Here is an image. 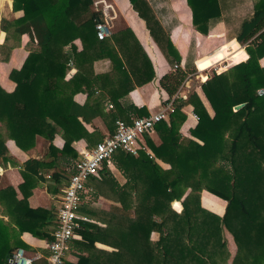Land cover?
I'll use <instances>...</instances> for the list:
<instances>
[{
	"label": "trees",
	"instance_id": "1",
	"mask_svg": "<svg viewBox=\"0 0 264 264\" xmlns=\"http://www.w3.org/2000/svg\"><path fill=\"white\" fill-rule=\"evenodd\" d=\"M187 1L195 28L209 34L211 20L221 15L219 0ZM91 3L92 0H14V9H23L24 16L14 20L1 18L0 29L6 34L0 51L2 47L10 52L20 46L25 33L37 44L23 67L10 73L17 82L15 91L8 93L0 86V121L5 122L9 137L24 150L35 145L37 135L52 142L59 125L67 137L62 151L65 153L72 137L80 135L76 132L77 124L82 127L78 117L89 121L95 116L88 107L74 102V94L82 87L77 84L72 88L73 80L65 82L70 60L87 62L90 55L99 57L89 55L92 45L120 49L111 58L129 68L128 77L134 79L129 89L155 77L153 64L131 29L118 32L113 39L100 40L95 25L104 18L101 12L76 23L74 9L86 11ZM131 3L160 42L156 27L161 25L149 2ZM217 36L220 35L209 37ZM77 37L84 43L83 51L77 52L73 45L75 56L66 53L65 45ZM237 39L246 45L249 58L238 64L228 62L235 66L224 72L220 68L222 73H214L202 85L215 111L213 116L194 91L187 99H177L169 119L156 124L161 144H155L149 133L145 134L153 155L146 150L133 155L123 149L114 154L125 183L110 172L108 162L104 163L101 176L93 178V186L101 192L110 190L120 204L110 210L82 205L81 212L91 220L82 222L78 230L81 238L71 242V254L78 260H66V264H228L224 227L242 251L232 264H264V94H258L264 88V66L260 63L264 57V0L257 3L254 15L243 21ZM186 72L177 71L162 78V86L171 96L186 79ZM241 103L245 105L235 110ZM188 104L199 116L191 131L199 141L181 138L180 128L187 118L182 108ZM58 152L51 144L48 155L56 157ZM156 158L170 167L164 168ZM0 159H11L1 132ZM55 164V160L36 158L21 164L25 179L21 199L13 186L0 188V264H14L13 256L23 245L21 235L25 231L41 239H53L57 218L53 221L54 214L45 208L31 207L28 198L41 177V169ZM204 189L227 201L223 215L202 206ZM174 200H182L181 212L172 207ZM213 201L207 198L206 204L221 210ZM173 203L181 207L179 202ZM154 232L159 233V239H152ZM222 253L227 256L217 259ZM34 264L49 262L43 258Z\"/></svg>",
	"mask_w": 264,
	"mask_h": 264
},
{
	"label": "crops",
	"instance_id": "2",
	"mask_svg": "<svg viewBox=\"0 0 264 264\" xmlns=\"http://www.w3.org/2000/svg\"><path fill=\"white\" fill-rule=\"evenodd\" d=\"M106 1L111 7L105 8L106 16H103L112 24V36L114 37L115 34L127 28L132 30L153 64L155 71L153 80L142 86L129 89L134 79L130 76L128 77L129 68L126 63H124L125 60L123 59L124 64H121L119 61H115L111 58V55L116 57V51L120 49L117 46H114L115 48H106L97 43L95 47L92 45V48L89 49V55L93 53L99 55V57L97 58L90 55L88 59H86L87 62H80V60L74 61L72 58L73 60H70L69 70L65 77V82L73 80V83L70 84L72 88L77 84L82 87L81 90H78L74 94V102L78 105L88 107L89 113H95V116L89 121L84 120L82 116L78 117V121L81 123L82 127L77 124L76 128L78 130L76 129V132L80 135L79 137H72L73 140L68 151L65 153L62 152L67 139L64 135L65 130L62 126H56L57 133L52 142L43 135H37L35 145L28 150H24L18 146L14 139L9 137V131L5 122L0 121V132L6 138V145L11 157L8 161L0 159V188L11 185L16 190V196L19 199L23 198L24 194L21 185L24 183L25 179L21 171V164L30 158L45 161H47V159L55 160V166L41 169V177L39 176L37 184L28 198L31 207H41L51 211L52 215L54 214L53 221L57 218L61 199L69 183L74 164L81 159L84 154L90 152L98 142L115 131L116 121L118 119L131 121L133 117L155 113L167 104L169 98L172 96L163 88L161 80L165 75L174 73L177 70H174L176 63H179L181 65L180 67L186 68L193 62L191 54L193 52L194 40L197 42L196 50L198 55L194 60V64L197 68L203 66L204 59L202 57L206 56L208 52L206 50L212 45L213 50L209 52L210 56L212 55L211 53H217L224 47L229 48L233 45H237V35L241 30L243 21L250 19L254 15L257 3L260 0H219L221 15L219 18L211 20L210 31L207 35L195 28L192 9L187 0H147L153 9L156 19L161 25L160 27H156L158 36H160V42L151 34L146 20L139 15L138 11L131 3V0ZM1 12H3L2 17L10 20L21 18L25 14L23 9H14V0H0V13ZM94 12L97 11L94 0H92V3L86 11L74 9L73 16L76 19V23L81 24L85 20L90 19ZM13 31L14 30L11 29L12 33ZM5 34L6 33L0 29V43L4 42ZM212 34L220 36L210 38L209 36ZM112 36L109 38L113 39ZM166 36L167 42L164 41V37ZM199 36H202L201 39ZM225 36H230L231 38L226 40L224 39ZM222 42L225 43H223L224 47H219ZM73 45L76 46V51L79 53L84 49L82 39L77 37L72 42L65 45L64 51L75 56ZM242 46L246 48V45ZM36 47L37 44L32 42L29 35L25 33L21 36L20 46L14 47L10 52H8L6 47L1 48L0 86L4 91L8 93L15 91L17 82L11 78L10 73L14 69H21L30 51ZM165 50H167V53ZM263 62L264 57L260 59L262 66H264ZM189 80L190 79L184 81L188 83ZM184 81L182 83H184ZM180 93L176 91L175 94H178L177 99L181 98ZM198 94L201 100L206 104L204 97L200 95L201 93L198 92ZM182 109L187 114V118L180 128L182 140H186L187 138L198 140L191 133L192 129L198 124V120L194 116L196 114L194 112V106L188 104ZM208 111L213 116V113H211L209 109ZM149 135L155 144H161L162 139L156 130L150 132ZM142 142L147 145L145 136ZM51 144L60 151L56 154L57 158L48 155ZM147 147L152 152L148 145ZM156 159L164 168L170 167L168 163L158 158ZM107 165L110 172L120 183L123 184L126 182V178L118 168L115 158H111ZM99 176L101 175L99 174ZM93 178L94 177L87 183L91 188L90 200H87L83 206L98 208L94 206H97L101 201L107 200H109V203L117 202L119 204L120 200L110 190L101 192L95 188L93 186ZM206 194H210L220 201L218 205L221 207V210H215L204 204L203 199ZM201 203L203 207L219 215H223L227 207V201L225 199L206 189L202 191ZM0 217H3V207L1 205ZM4 217L8 219L7 216ZM88 217L90 218V216ZM77 238H81V236L79 235ZM21 240L23 241V245L19 248H24L27 255L31 257L39 256L37 260L43 258L47 259L49 254L47 248L48 240L38 238L28 231L22 233ZM98 246L106 247L100 243H98ZM71 251L72 249L70 248L67 254L69 255L68 260L76 262L78 258L71 254Z\"/></svg>",
	"mask_w": 264,
	"mask_h": 264
},
{
	"label": "built area",
	"instance_id": "3",
	"mask_svg": "<svg viewBox=\"0 0 264 264\" xmlns=\"http://www.w3.org/2000/svg\"><path fill=\"white\" fill-rule=\"evenodd\" d=\"M97 12L106 16L105 8L111 7L106 0H94ZM96 33L100 40L112 36V24L104 18L96 22ZM181 65L176 63L174 70ZM178 94H174L166 105L159 111L146 116L133 117L131 121L118 119L115 131L106 136L102 141L88 153L79 159L73 168L69 183L61 199V205L57 213V227L53 234V239L48 242L49 254L47 260L49 264H66L67 254L71 248L73 239L79 237L78 230L82 222L91 219L81 212V207L91 197V188L87 185L92 177H97L102 170L104 163L113 158L114 154L123 149L133 155H139L142 150H146L152 155L147 145L142 142L145 134L155 130L158 122L168 120L170 114L176 109ZM199 121V116L194 115ZM39 256L31 257L26 254L24 248H19L14 256V264H34Z\"/></svg>",
	"mask_w": 264,
	"mask_h": 264
},
{
	"label": "rangeland",
	"instance_id": "4",
	"mask_svg": "<svg viewBox=\"0 0 264 264\" xmlns=\"http://www.w3.org/2000/svg\"><path fill=\"white\" fill-rule=\"evenodd\" d=\"M3 12L0 13V24H1V18H2ZM216 38V37H214ZM224 38V37H223ZM222 38V39H223ZM230 39V36H225L224 39ZM221 42V41H220ZM224 42H222L220 44L219 47H224ZM213 46V45H212ZM208 48V52H211L213 50V47ZM197 42L194 40L193 42V52L191 54L192 57V61L191 64H189L186 68L183 67H179L177 68V71H187V79H190L188 81V83H186V81H184V83H182L177 92L180 93L181 98L180 99H187L188 96L194 92V91H198L199 93H201L200 95H202L204 97V100L206 102V104L204 103V105L206 106L207 109H209L211 111V113H213V115L215 114V111L213 109V106L211 105L210 101L208 100L205 92L203 91L202 85L205 81H207V79L209 77H211L214 73H222L219 71V69L221 68V70L227 71L228 69L234 67L235 65H229L228 62H234L235 64L241 63L242 61H246L249 58V55H247L246 52V48H244L240 42H237V45H233L229 48H223L220 51H218L217 53H211L212 55L210 56V53L206 54V56H203L202 58L203 60V66L200 68H197L196 65L194 64V60L196 58L197 54ZM264 63V62H263ZM226 66V68H225ZM228 67V68H227ZM185 79V80H187ZM184 86V87H183ZM258 94L259 95H263L264 94V88H260L258 90ZM179 100V99H178ZM208 100V101H207ZM235 109V108H234ZM236 110V109H235ZM202 195V193H201ZM207 198H210V200H214L213 202L216 204H220V201L217 200L214 196L210 195V194H206L204 196L203 202L206 206H208L206 204V200ZM95 202V200H94ZM174 202V201H173ZM172 202V207L180 212L181 208H182V204L180 205L181 207H177L174 205V203ZM179 202L182 203V200H179ZM120 204V202H119ZM117 202L115 203H109V200L107 201H101L98 203L97 206L94 207H98V209H102V210H110L112 209L113 205H119ZM111 205V206H110ZM91 206V205H88ZM210 207V206H208ZM212 208V207H211ZM214 209V208H213ZM223 234L225 236V238L227 239V247H228V257H227V263L228 264H232L233 261L235 260V258L237 257V255H240L242 253L241 250H239V245L236 242V240L233 237V234L226 228L224 227L223 230ZM152 239L153 240H157L159 239V233L154 232L152 234ZM219 254L217 259H223L224 257H226V254ZM69 255H67V260H68ZM73 258V257H72ZM69 261V260H68ZM211 263V262H210Z\"/></svg>",
	"mask_w": 264,
	"mask_h": 264
},
{
	"label": "water",
	"instance_id": "5",
	"mask_svg": "<svg viewBox=\"0 0 264 264\" xmlns=\"http://www.w3.org/2000/svg\"><path fill=\"white\" fill-rule=\"evenodd\" d=\"M244 105H245V103H241V104H239V105H236V106H235V109L238 110V109H240L241 107H243ZM174 201L179 202V200H174ZM179 204H180V205L182 204V208H181V210H180V212H181L182 209H183V203L179 202Z\"/></svg>",
	"mask_w": 264,
	"mask_h": 264
}]
</instances>
